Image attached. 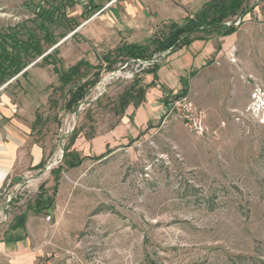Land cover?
<instances>
[{
    "label": "rangeland",
    "instance_id": "rangeland-1",
    "mask_svg": "<svg viewBox=\"0 0 264 264\" xmlns=\"http://www.w3.org/2000/svg\"><path fill=\"white\" fill-rule=\"evenodd\" d=\"M209 1L0 0V41L34 37L44 52L22 53L24 69L0 83L41 155L29 147L34 166L0 191V264H264V114L251 110L254 94L264 96V0L226 20L236 25L229 36L215 30L153 54L156 78L146 62L117 60L112 71L104 62ZM80 61L96 69L62 85L53 68ZM96 73L66 110L69 91ZM141 87V104H126ZM181 92L205 115L208 136L163 103ZM64 154L80 165L67 169Z\"/></svg>",
    "mask_w": 264,
    "mask_h": 264
},
{
    "label": "trees",
    "instance_id": "trees-1",
    "mask_svg": "<svg viewBox=\"0 0 264 264\" xmlns=\"http://www.w3.org/2000/svg\"><path fill=\"white\" fill-rule=\"evenodd\" d=\"M246 1L247 0H210L191 17H187L183 24L178 25L171 23L168 27L167 34L163 37L148 39V45H151L154 48L151 52L148 45L130 43L117 47L114 51L117 54V58H115V60L110 61L108 57H104L106 70L112 71L113 66H115L118 62L117 60H121V62L126 63L130 61L134 63H151V57L153 54L168 56L182 48H189L195 41L205 40L204 36L209 35L215 30H222V36H229L235 32L236 25L234 23H228L226 20H229L238 14H240L239 18H242L246 14V11L242 10V5ZM68 7L69 5H64V9ZM43 20L51 22L49 17ZM48 38L49 43H53L52 39H50V37ZM11 41H14L13 36H1L0 83L5 82L6 78L15 77L24 69L23 67L25 64L21 59L22 53L26 55L32 54L33 57H40L44 53L39 45V42H37L34 37H30L28 41L20 43L19 45H17L18 43H16V41L13 43H11ZM50 57V55H46L42 58V60L47 62ZM124 59H126V61H123ZM150 65L152 68L148 73L152 74L153 78H156L160 65L155 63ZM81 69L85 70L96 68L86 62L80 61L75 66L69 68L67 72H61L56 67L53 68V71L58 76L59 82L66 86L70 84L75 77L80 76ZM95 75L96 77L92 80L86 81L80 86L75 87V89L69 91V97L64 105L66 110L73 111L83 101L88 91L99 82L98 73ZM146 89L147 87H141L136 91L138 94L137 99L132 96V93H128L127 99H125L126 104L133 102L134 106L140 105ZM185 96L186 94L181 92L175 94L173 99ZM163 103L165 106L169 104V102L165 100ZM62 163L67 169H72L80 165V161L76 160L75 154H68L67 156L64 154Z\"/></svg>",
    "mask_w": 264,
    "mask_h": 264
},
{
    "label": "crops",
    "instance_id": "crops-1",
    "mask_svg": "<svg viewBox=\"0 0 264 264\" xmlns=\"http://www.w3.org/2000/svg\"><path fill=\"white\" fill-rule=\"evenodd\" d=\"M7 105L12 103L4 95L0 98V191L8 180L20 177L24 170L34 166L33 158L27 154L29 147L33 156L41 158L28 145V127L22 125Z\"/></svg>",
    "mask_w": 264,
    "mask_h": 264
},
{
    "label": "built area",
    "instance_id": "built-area-1",
    "mask_svg": "<svg viewBox=\"0 0 264 264\" xmlns=\"http://www.w3.org/2000/svg\"><path fill=\"white\" fill-rule=\"evenodd\" d=\"M148 64L150 65L152 63ZM254 99L255 104H252L251 110H253L254 106L258 108V111L262 110L264 114V96L256 93L254 94ZM166 107H168V111L175 112L178 115L188 131L193 135L204 137L210 134V129L203 112L195 108L185 97L172 100Z\"/></svg>",
    "mask_w": 264,
    "mask_h": 264
}]
</instances>
